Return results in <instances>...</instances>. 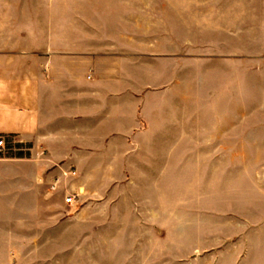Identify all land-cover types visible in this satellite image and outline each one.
<instances>
[{
  "label": "rangeland",
  "instance_id": "rangeland-1",
  "mask_svg": "<svg viewBox=\"0 0 264 264\" xmlns=\"http://www.w3.org/2000/svg\"><path fill=\"white\" fill-rule=\"evenodd\" d=\"M0 33H29L5 40L38 49L51 40L58 48L73 40L78 59L105 54L97 63L102 77L120 80L106 88L122 91L128 101L131 94L146 97L138 111L156 131H165L139 139L145 149L103 151L111 164L96 166H78L70 158L46 165L45 154L38 156L31 141L12 139L0 157L20 161L18 173L26 176L11 173L14 178L0 182L17 186L24 196L20 213L8 215L25 237L23 245L11 247L18 258L12 264H224L226 207L264 205V199L227 198L224 181L214 174L215 159L220 162L224 151L188 149V139L183 148L178 116L184 108L193 116L195 56L220 54L225 47L235 57L264 54V0H0ZM179 61L186 65L183 86ZM247 104L258 109L257 102L241 101L235 85V114ZM123 116L122 126H130L135 110ZM106 120L107 131L120 124L117 118ZM166 141L170 149L161 147ZM152 142L164 144L150 148ZM243 152L244 158L234 151L235 165L244 160L250 172H258L264 150ZM66 168L77 170L75 178L50 190L49 175L59 177ZM37 172L45 181L32 178ZM72 186L79 197L69 207L64 199ZM245 209L234 218L264 216L262 210Z\"/></svg>",
  "mask_w": 264,
  "mask_h": 264
},
{
  "label": "crops",
  "instance_id": "crops-1",
  "mask_svg": "<svg viewBox=\"0 0 264 264\" xmlns=\"http://www.w3.org/2000/svg\"><path fill=\"white\" fill-rule=\"evenodd\" d=\"M27 34L0 33V136L31 141L38 156L45 154L46 165L70 158L78 166H96L111 164L106 162L103 151L145 149V146L139 147V139L145 141L151 139L150 135L165 133L164 130L156 131L141 113L143 110L138 111L139 105L143 108L146 97L131 94L128 101L122 91L111 93L106 88L107 83L119 85L120 80L102 77L97 63L105 59L102 58L105 54L97 53L93 59H78L74 56L73 40L63 49L53 46L52 40L45 49L26 47L22 45L23 41L5 40L23 38ZM49 34L52 38L57 33ZM69 34L66 33V37ZM185 66L179 61L181 86L186 83ZM235 85L241 101L257 102V110H250L247 104L235 114ZM193 87V116L187 117L185 108L181 109L178 144H184L182 147L185 148L188 139L192 144L188 149L224 151L220 162L215 159L214 174L224 181L227 198L232 201L240 199L241 202L245 198L264 199V161H258V172H250L244 160L236 165L234 163V151H242L244 158L243 151L264 150V54L247 55L241 52L235 57L233 49L225 47L220 54L214 52L195 56ZM179 101L181 104L186 102L184 92ZM126 110H135L130 126L121 124L123 111ZM107 117L117 118L120 124L107 131ZM74 142L81 146L75 148ZM161 143L152 142L150 148ZM165 145L161 147L171 148L170 141H166ZM100 159H104V163H100ZM19 162L0 157V182L11 180L9 178L14 174L26 177L18 173L23 166ZM235 166L239 172H234ZM49 176L47 180L50 184L55 176ZM32 178L40 183L45 181L40 172L33 174ZM13 187L0 186V264L15 263L18 258L11 247L25 242V237L19 233V223L8 217L11 213H20L21 197L24 202L22 192L17 186ZM68 191L77 192L73 186ZM246 207L248 212L259 213L262 210L261 213H264L263 204L226 207L224 264H264V216L257 220H248L244 215L240 219L234 218L239 213L245 214ZM230 227H235L231 238Z\"/></svg>",
  "mask_w": 264,
  "mask_h": 264
},
{
  "label": "built area",
  "instance_id": "built-area-1",
  "mask_svg": "<svg viewBox=\"0 0 264 264\" xmlns=\"http://www.w3.org/2000/svg\"><path fill=\"white\" fill-rule=\"evenodd\" d=\"M12 144V139H8L4 136H0V154L5 152ZM77 175V170L75 168H66L62 169V174L59 177H55L49 184V188L52 191H56L60 188V183L62 179H67L68 177H74ZM67 191V196L64 199V203L69 206H75L77 204V199L79 194L76 192H69Z\"/></svg>",
  "mask_w": 264,
  "mask_h": 264
}]
</instances>
